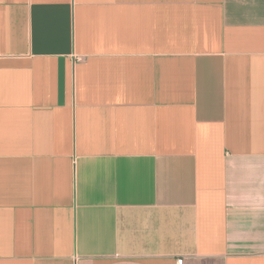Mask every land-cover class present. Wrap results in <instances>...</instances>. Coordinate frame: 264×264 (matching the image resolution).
I'll return each mask as SVG.
<instances>
[{
    "label": "crops",
    "instance_id": "1",
    "mask_svg": "<svg viewBox=\"0 0 264 264\" xmlns=\"http://www.w3.org/2000/svg\"><path fill=\"white\" fill-rule=\"evenodd\" d=\"M264 264V0H0V264Z\"/></svg>",
    "mask_w": 264,
    "mask_h": 264
},
{
    "label": "built area",
    "instance_id": "2",
    "mask_svg": "<svg viewBox=\"0 0 264 264\" xmlns=\"http://www.w3.org/2000/svg\"><path fill=\"white\" fill-rule=\"evenodd\" d=\"M177 264H182L183 263V260L182 259H180V260H177V262H176Z\"/></svg>",
    "mask_w": 264,
    "mask_h": 264
}]
</instances>
